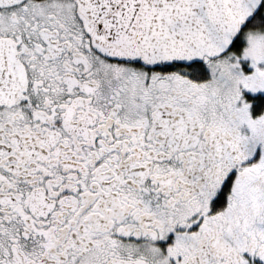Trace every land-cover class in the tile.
Listing matches in <instances>:
<instances>
[{
    "label": "snow or ice",
    "instance_id": "1",
    "mask_svg": "<svg viewBox=\"0 0 264 264\" xmlns=\"http://www.w3.org/2000/svg\"><path fill=\"white\" fill-rule=\"evenodd\" d=\"M0 264H264V0H0Z\"/></svg>",
    "mask_w": 264,
    "mask_h": 264
}]
</instances>
